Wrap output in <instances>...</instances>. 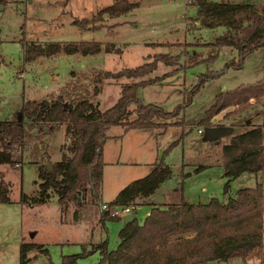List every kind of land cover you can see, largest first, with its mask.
Wrapping results in <instances>:
<instances>
[{
  "label": "rangeland",
  "instance_id": "374dc122",
  "mask_svg": "<svg viewBox=\"0 0 264 264\" xmlns=\"http://www.w3.org/2000/svg\"><path fill=\"white\" fill-rule=\"evenodd\" d=\"M114 1L6 0L0 4V119L19 118L28 98L43 102L64 94L66 100L75 102L85 95L93 97L96 73L137 66L155 53H180V64L160 62L157 69L144 78L164 73H170L169 76L140 86L138 94L143 101L161 104L168 110L185 103L182 111L176 117L161 119L172 122L165 129L146 128L128 136L120 155L123 162L109 163L105 167L103 200L114 198L130 181L146 175L152 163L177 139L178 143L165 155V160L181 178L172 177L163 184L174 187L183 183L187 200L192 203L207 202L211 196L227 200L239 188L256 185L261 173L239 175L230 180V191L225 192L228 177L224 174L222 148L232 129L226 124L251 121L260 125L264 122V96L258 101L255 99V105L247 106L242 112L238 113L241 106L235 105L222 117L213 119V116L210 126L217 127L216 130H208L209 126L199 121L219 92L264 77V47L247 55L243 67L230 66L219 76L207 78L188 101V92L199 84L203 73L221 72L230 60L238 57L232 46L219 48L211 43L224 27L204 24L197 16L196 5L187 4L186 0H139L138 6L116 17L100 13L101 8ZM254 2L258 7L264 4L263 0ZM76 18H89L90 25L94 22L106 25L87 29L77 23ZM48 40H95L101 48L91 54L58 52L34 60L26 58L28 43ZM158 40L175 43H154ZM214 54H217L214 59H203ZM174 69L177 70L172 72ZM130 80L136 79L106 78L93 101L102 109L109 108L120 97L122 85ZM134 107L132 104L131 108ZM226 119L229 122H225ZM178 120L182 123H174ZM43 125L25 124L26 133L32 135V139L23 147V160L19 165L0 163V171L10 183V201L0 202V264H23L20 246L29 241L42 243L48 254L37 249L28 251L25 260L28 264H60L65 254L84 252L85 248L86 253L73 264H99L101 254L93 250L92 242L103 237L108 239L109 249L116 248L123 219H107L105 227L96 216V204L85 203L82 210L93 214L89 212L81 223L62 222L55 196L45 202L32 199L39 189V170L54 173L55 164L63 155L62 146L70 142L65 126L54 125L51 130H44ZM200 125L202 132L198 130ZM117 127L114 125L109 130L110 138L105 143L109 160L113 151L120 152L118 146H113L117 142L111 136ZM32 129L39 130L40 135L30 133ZM201 165L205 167L200 168ZM75 207L73 203L69 219ZM147 208V204L139 205L134 215L143 221ZM29 231H35L34 235L29 236ZM261 257L262 251L247 259L234 257L218 264H262Z\"/></svg>",
  "mask_w": 264,
  "mask_h": 264
},
{
  "label": "trees",
  "instance_id": "16d2710c",
  "mask_svg": "<svg viewBox=\"0 0 264 264\" xmlns=\"http://www.w3.org/2000/svg\"><path fill=\"white\" fill-rule=\"evenodd\" d=\"M5 2L0 0V4ZM193 3L197 8V16L204 24L224 27V31L211 43L219 48L232 46L237 50L238 57L230 60L221 72L210 70L203 73L199 84L188 92V101L207 78L219 76L230 66L243 67L247 55L264 47V4L258 7L254 0H194ZM138 5L139 0H115L101 8L100 13L116 17ZM76 22L87 29L106 25L103 22L90 25L89 18H76ZM154 43L172 45L175 42L158 40ZM100 48L95 40H48L28 43L25 53L28 60H34L58 52L91 54L100 51ZM216 55L203 59L211 60ZM180 60V53H155L150 60L137 66L116 72L104 70L96 73L93 97L101 92L102 84L108 77L136 79L125 82L118 100L106 109L100 108L93 97L86 95L75 102L66 100L64 94L43 102L26 99L19 118L0 119V163L15 167L22 162L23 147L32 139V135L26 133L27 122L32 126L43 123L46 130H51L54 125L65 126L70 142L62 146L63 155L56 162L54 173L39 170V189L32 199L45 202L55 196L60 209V221L78 222L83 204L93 203L101 207L103 202L104 147L110 137L109 130L118 124L123 125L125 130L165 129L172 122L161 119L176 117L182 111L185 103L168 110L161 104L143 101L138 94L140 86L169 76L170 73H164L144 78L157 69L160 62L174 65L180 64ZM262 96L264 77L221 91L199 123L210 126L212 117L224 108L239 105L244 109L252 97L258 101ZM132 104H135L134 108H131ZM133 114L135 117H132ZM175 122L182 123L180 120ZM39 135L40 131L37 130L35 136ZM178 141H173L163 151L146 175L130 181L108 201L109 204L117 205L133 202L150 204V213L143 221L135 217L124 224L119 231L116 248H108V239L101 241L97 245L101 254L99 264H199L234 257L247 259L256 250L262 251L264 264V122L242 130L231 129L229 132L228 141L222 148V164L228 177L225 192L230 191V180L243 172L261 173V178L254 186L239 188L227 200L213 196L207 202L198 203L171 202L161 205L151 202V197L163 183L176 174L166 162L165 155ZM8 201L10 183L0 171V202ZM73 203L76 207L69 219ZM101 219L106 221L123 217L101 210ZM36 249L44 255L48 254L47 247L42 243L21 244L23 264H28L25 262L27 252ZM84 254H65L60 264H73Z\"/></svg>",
  "mask_w": 264,
  "mask_h": 264
},
{
  "label": "crops",
  "instance_id": "0c3cea01",
  "mask_svg": "<svg viewBox=\"0 0 264 264\" xmlns=\"http://www.w3.org/2000/svg\"><path fill=\"white\" fill-rule=\"evenodd\" d=\"M250 104L248 105V107L247 108H249V107H252V106H254L255 105V98L254 97H252L251 99H250V102H249ZM235 107V105H232V106H228V107H226V108H224L223 110H221L219 113H217L216 115H214V117H213V119L214 118H216V117H222L224 114H226V112L227 111H229V110H231L232 108H234ZM246 108V109H247ZM245 109H240V110H238V113L241 111H244ZM237 113V114H238ZM225 122H229V120L228 119H226V121ZM186 124V123H185ZM184 124V125H185ZM227 126H229V127H232V129L233 130H237V129H239V128H242V129H246V128H248V127H252V126H255V124H251V121L248 123V122H246V124H242V123H239V124H236V125H231L230 123L229 124H226ZM118 126L119 127H117V129H116V131H114L113 132V134L111 135L112 137H113V140L115 141V142H117V143H115V145H113V146H115V147H119V150H120V152L118 153H116V151L114 152L113 151V153H111L112 154V158L109 160V159H107L106 158V154H105V148H106V146L104 147V159H105V167H106V165L107 164H109V163H113V164H117V165H119L120 163H122L123 162V160H122V158H121V153H123L124 152V147H123V144L126 142V139L128 138V136H132L133 134H139V132H142L143 130H141V129H138V128H133V129H129V130H125V127L123 126V125H121V124H118ZM201 126V125H200ZM199 126V127H200ZM219 126V125H218ZM238 127V128H237ZM43 129L44 130H46V128L45 127H43ZM43 130V131H44ZM36 131L37 130H34V129H32L31 131H30V133H32V134H35L36 133ZM27 132V131H26ZM229 137V136H228ZM110 138V137H109ZM109 138L107 139V141L109 140ZM228 139V138H227ZM119 142H120V144H119ZM119 144V145H118ZM106 145V144H105ZM126 146V145H125ZM127 151H128V148H127ZM126 162V161H125ZM202 166V167H201ZM200 166V168H203V167H205V165H201ZM104 170H105V168H104ZM224 174H225V169H224ZM248 174H251V172H248V171H246V172H243L241 175H248ZM174 178L176 179V180H180V178H181V176L179 175V174H176L175 176H174ZM165 184V183H164ZM162 185L158 190H157V192L151 197V202H156V203H159V204H161V205H165V204H168V203H171V202H186V203H192L190 200H187V197H186V195H185V189H184V185H183V183L182 184H177L176 186H174V187H170V186H165V185ZM211 197H213V196H211ZM113 199V198H112ZM111 200V199H110ZM210 200V199H209ZM208 200V201H209ZM104 201V200H103ZM109 201V200H108ZM107 201V202H108ZM105 202V201H104ZM97 206V205H96ZM147 206H148V208H147V214H149L150 213V204H147ZM97 213H96V216H97V218H99V220H101L102 221V223L105 225V227H106V222L105 221H103L102 219H101V208H99V206H97ZM89 212H90V214H93L92 213V211H83L82 210V207H81V213H82V215H81V218H80V220L78 221V222H76V223H81L83 220H85L86 219V217L89 215ZM134 214V213H133ZM136 217V216H135ZM127 221L123 218V223H122V227L124 226V224L126 223ZM121 227V228H122ZM120 228V229H121ZM120 231V230H119ZM104 239H103V237H101V239L99 240V241H96L95 243L94 242H92V244H93V250H96V251H99L98 249H97V245L101 242V241H103ZM29 242H31V241H29ZM119 242V241H118ZM113 249V248H112ZM86 248H85V250H84V252L86 253ZM254 254H261V251L259 250V251H255L253 254H251V256L252 255H254ZM232 259V258H231ZM261 259H262V257H261ZM230 260V259H229ZM208 262H213L214 264H218V262H216V261H207V262H203V263H199V264H206V263H208ZM105 264H106V262H105Z\"/></svg>",
  "mask_w": 264,
  "mask_h": 264
},
{
  "label": "built area",
  "instance_id": "2783aa9c",
  "mask_svg": "<svg viewBox=\"0 0 264 264\" xmlns=\"http://www.w3.org/2000/svg\"><path fill=\"white\" fill-rule=\"evenodd\" d=\"M193 2L194 0H186L187 4H191ZM198 130L202 132L203 131L202 126H200ZM16 165H19V163ZM100 205H101L100 207L101 210H106L110 215H118L123 218L130 213H135L137 207L139 206V204L135 202L125 205H117V204H109L107 201L105 202L103 201Z\"/></svg>",
  "mask_w": 264,
  "mask_h": 264
},
{
  "label": "water",
  "instance_id": "95a60500",
  "mask_svg": "<svg viewBox=\"0 0 264 264\" xmlns=\"http://www.w3.org/2000/svg\"><path fill=\"white\" fill-rule=\"evenodd\" d=\"M71 106H72V104H71ZM216 129H217V127H212V126H209V127H208V130H211V131L216 130ZM79 201H81L80 198H79ZM134 218H135V215H134L133 213H130V214H128V215H126V216L124 217V219H125L127 222L133 220ZM34 233H35V231H29V236H33Z\"/></svg>",
  "mask_w": 264,
  "mask_h": 264
}]
</instances>
